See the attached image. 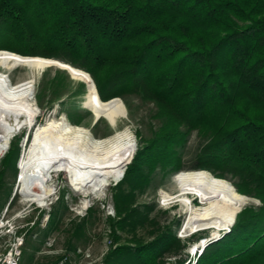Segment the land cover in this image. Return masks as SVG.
Instances as JSON below:
<instances>
[{"label":"trees","instance_id":"trees-1","mask_svg":"<svg viewBox=\"0 0 264 264\" xmlns=\"http://www.w3.org/2000/svg\"><path fill=\"white\" fill-rule=\"evenodd\" d=\"M0 51L82 70L103 102L138 96L157 107L158 130L146 141L137 133L138 150L112 189L116 247L105 264H186L180 222L161 224L155 205L138 198L158 170L184 171L180 151L195 132L202 145L192 170L237 180L239 194L261 203L238 213L196 264H264V0H0ZM66 82L57 75L51 86ZM22 139L2 162L0 189L9 169L17 173ZM95 212L73 222L70 249ZM56 221L54 213L49 229Z\"/></svg>","mask_w":264,"mask_h":264},{"label":"bare ground","instance_id":"bare-ground-1","mask_svg":"<svg viewBox=\"0 0 264 264\" xmlns=\"http://www.w3.org/2000/svg\"><path fill=\"white\" fill-rule=\"evenodd\" d=\"M30 58L0 51V160L8 153L18 133L24 129L33 131L37 117L32 103V86L29 83L15 86L8 75L20 67L42 71L57 66L67 70L87 85L84 106L95 120L106 119L116 127L120 119L128 118L123 100L106 103L98 98L92 77L86 72L59 61ZM31 139L30 147L25 148L26 143L22 144L24 154L19 160V188L22 187L30 202L42 206L55 194L50 183L54 174L59 173L68 176L70 186L79 194L102 195L105 187L122 180L124 168L132 161L136 147L127 128L98 140L90 130L74 126L65 117L59 121L49 120L34 129ZM174 181L178 194L165 193L163 200L166 204L183 207L189 216L184 229L187 234L215 228L217 232L213 234L217 236L233 227L238 213L252 202L251 198L239 194L232 183L207 171H184L176 175ZM206 241L195 245L191 253L205 248Z\"/></svg>","mask_w":264,"mask_h":264},{"label":"rangeland","instance_id":"rangeland-1","mask_svg":"<svg viewBox=\"0 0 264 264\" xmlns=\"http://www.w3.org/2000/svg\"><path fill=\"white\" fill-rule=\"evenodd\" d=\"M8 75L11 77V83L15 86L25 83H29L32 86V103L37 114L33 123L34 129L46 124L49 120L59 121L64 117L68 120L67 115L72 114L76 119H80L77 117H81L83 123L80 127L90 130L93 137L98 140L105 139L116 131L129 129L131 140L136 145L134 150L136 154L139 146L137 133L141 134L143 140L146 141L152 137L153 132L157 131L160 126L159 120L154 118L157 113V107L152 103L143 101L138 96H128L123 99L127 107L128 118L120 119L116 127H113L106 119H101L94 125L95 119L92 112L84 106L88 91L87 88L83 87L85 83L75 79L69 71L63 70L60 67L54 66L42 71L20 67L9 72ZM57 75L64 76L67 81L61 91L56 86H51V81ZM26 133L27 129L22 130L20 134L18 133V138L20 136L24 138ZM14 141L17 142V139ZM22 144L23 139L19 141L18 145L24 151ZM201 145L202 141L195 132L189 137L185 147L181 149L184 171H193L192 168L196 164L197 154L200 151ZM22 151L19 155V160L23 155ZM6 155L0 160V172L3 170L2 162ZM19 160L17 162V173L14 169H9L5 174L2 188L0 189V219L5 218L6 220L13 221L15 226L22 230V232L29 231L26 244L23 248L21 264H56L61 258L59 252L73 253L78 248H90L92 250L94 258L93 262L89 263L99 264L101 260L105 264V257L102 259L101 256L108 249L105 241L106 236L111 231L109 228V211L114 209L112 189L118 183H111L109 187H105L102 195L84 196L70 186L69 178L66 174H54L50 185L54 187L55 194L42 206L38 202H30V199L23 193L22 187L19 188ZM179 173L164 178L163 173L158 170L150 188L146 193L139 196L138 202L140 205H155L156 209L153 216L161 224H168L173 220L180 222V225H176L175 227L178 238L187 246L185 252L186 264H196L200 250L198 253L196 251L195 253H191V249L195 245L205 243L204 240H207L205 245L219 242L225 235L231 232L232 227L223 230L218 235L216 234L217 236L213 234V232H217L215 228L211 231H196L191 234L184 233L189 216H187L180 204H166L163 200L165 193L174 196L178 194L174 179ZM227 181L232 184L237 182V180H232L231 178ZM63 197L64 201H62ZM250 205L258 206L261 203L252 199V202L247 206ZM247 206L242 208L241 211L246 209ZM90 207H93L96 212L90 218L86 231L87 235L81 240L73 239V248L70 249L69 242L73 229L72 224L75 221L79 222L85 217ZM42 212L43 215L41 217ZM54 213L57 214V226L49 229L48 224L53 220ZM139 235L149 238L148 231L144 229L139 231ZM123 238L128 239L129 237L124 234ZM8 242V236L0 238V252L7 248ZM170 264L176 263L173 261Z\"/></svg>","mask_w":264,"mask_h":264},{"label":"built area","instance_id":"built-area-1","mask_svg":"<svg viewBox=\"0 0 264 264\" xmlns=\"http://www.w3.org/2000/svg\"><path fill=\"white\" fill-rule=\"evenodd\" d=\"M17 136V135H16ZM15 138V137H14ZM109 216H115L114 209L109 211ZM31 229V228H30ZM28 230L22 232V230L18 229L13 221L6 220L5 218L0 219V238L5 236L9 237V242L7 244V248L4 251L0 252V264H21L23 258V248L26 244V238L28 234ZM111 231H109L106 236V246L107 251L104 252L101 256L103 259L110 248H115L113 241L110 237ZM61 254L60 260L56 264H92L89 262H93L94 255L90 248L81 249L78 248L73 253L68 252H59ZM99 264H104L103 261L100 260Z\"/></svg>","mask_w":264,"mask_h":264},{"label":"water","instance_id":"water-1","mask_svg":"<svg viewBox=\"0 0 264 264\" xmlns=\"http://www.w3.org/2000/svg\"><path fill=\"white\" fill-rule=\"evenodd\" d=\"M30 59H32V58H30ZM87 74H88V73H87ZM88 75L90 76V74H88ZM92 82H93V84H94V86H95V83H94L93 79H92ZM86 88H88V87H86ZM95 89H96V87H95ZM96 93H97L98 98H100L99 95H98L97 89H96ZM117 99H118V98H117ZM97 123H98V120H95V121H94V125H96ZM22 152H23V154H24V151H22ZM22 157H23V155H22ZM22 157H21V158H22ZM129 164H130V163H129ZM129 164H128V165H129ZM128 165H127V166H128ZM127 166H125L124 171H126ZM18 168H19V163H18ZM19 181H20V180H19ZM205 248H206V246H205Z\"/></svg>","mask_w":264,"mask_h":264}]
</instances>
